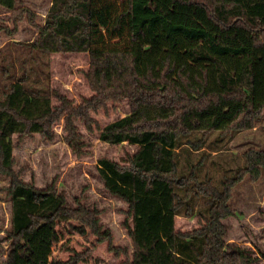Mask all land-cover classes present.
<instances>
[{
	"label": "trees",
	"instance_id": "trees-1",
	"mask_svg": "<svg viewBox=\"0 0 264 264\" xmlns=\"http://www.w3.org/2000/svg\"><path fill=\"white\" fill-rule=\"evenodd\" d=\"M16 3L0 0L7 10ZM23 47L0 63V174L11 200L3 264H42L27 237L68 209L62 194L19 178L14 137L53 140L64 118L75 144L77 118L91 127L90 111L121 101L130 112L105 126L100 140L138 149L127 166L101 159L98 170L105 188L128 204L130 264H264V251L228 243L223 223L234 214L233 186L246 175L264 177V149L240 154L243 167L221 185L198 172L220 156L206 150L208 134L234 138L263 118L264 0H52L38 37ZM55 53L91 57L93 95L78 108L53 88L48 58ZM79 209L81 227L99 233L98 215ZM177 217H197L199 227L179 232ZM81 260L75 254L49 264Z\"/></svg>",
	"mask_w": 264,
	"mask_h": 264
},
{
	"label": "rangeland",
	"instance_id": "rangeland-1",
	"mask_svg": "<svg viewBox=\"0 0 264 264\" xmlns=\"http://www.w3.org/2000/svg\"><path fill=\"white\" fill-rule=\"evenodd\" d=\"M51 4L52 0H17L14 10L0 6V63L4 59H15L20 54V45L25 48L38 37ZM48 59L53 88L74 107H80L85 99L92 97L87 80L91 64L88 53H55ZM129 112L127 101H121L110 103L107 109L98 112L90 111L94 121L91 127L77 118L78 138L72 145L64 118L54 125L53 140L38 133L14 137V169L19 178L41 190H55L67 201L66 214L53 225L44 226L27 237L31 238L35 255L42 264H49L55 258L66 261L75 254L83 258L78 264H130L134 245L130 237L132 218L128 204L105 188L98 170L101 159L127 166L136 153L138 147L134 145H112L100 140L105 126ZM250 148L264 149V115L255 129L242 131L234 138L220 136L217 131L208 134L206 150L209 153L217 150L220 156L207 160L206 167L201 166L198 172H207L221 185L225 178L233 177L243 167L240 154ZM199 159L200 156L195 158L194 163ZM8 184L9 179L0 174V264L11 246L6 233L11 222ZM229 206L234 214L223 221L228 229L227 242L257 253L264 251V177L253 181L246 175L236 183ZM79 208L98 215L99 233L91 226L81 227L84 222L78 216ZM198 227L197 217L176 219L179 232H191ZM81 228H85L84 233Z\"/></svg>",
	"mask_w": 264,
	"mask_h": 264
}]
</instances>
